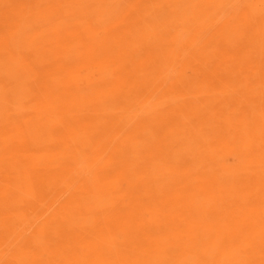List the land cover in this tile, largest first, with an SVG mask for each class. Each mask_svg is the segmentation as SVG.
Here are the masks:
<instances>
[{
	"label": "bare ground",
	"instance_id": "bare-ground-1",
	"mask_svg": "<svg viewBox=\"0 0 264 264\" xmlns=\"http://www.w3.org/2000/svg\"><path fill=\"white\" fill-rule=\"evenodd\" d=\"M0 264H264V0H0Z\"/></svg>",
	"mask_w": 264,
	"mask_h": 264
}]
</instances>
